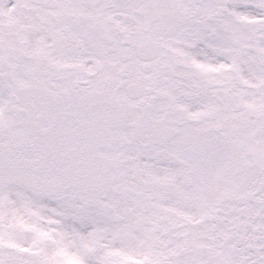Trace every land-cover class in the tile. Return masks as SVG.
Here are the masks:
<instances>
[{
    "label": "snow or ice",
    "instance_id": "1",
    "mask_svg": "<svg viewBox=\"0 0 264 264\" xmlns=\"http://www.w3.org/2000/svg\"><path fill=\"white\" fill-rule=\"evenodd\" d=\"M0 264H264V0H0Z\"/></svg>",
    "mask_w": 264,
    "mask_h": 264
}]
</instances>
